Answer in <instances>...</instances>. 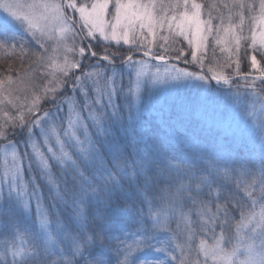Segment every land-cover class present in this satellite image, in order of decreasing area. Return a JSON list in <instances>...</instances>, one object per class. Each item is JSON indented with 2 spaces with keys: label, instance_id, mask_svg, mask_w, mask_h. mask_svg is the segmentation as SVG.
<instances>
[{
  "label": "snow or ice",
  "instance_id": "1",
  "mask_svg": "<svg viewBox=\"0 0 264 264\" xmlns=\"http://www.w3.org/2000/svg\"><path fill=\"white\" fill-rule=\"evenodd\" d=\"M0 53V264H264V0H0Z\"/></svg>",
  "mask_w": 264,
  "mask_h": 264
},
{
  "label": "rangeland",
  "instance_id": "2",
  "mask_svg": "<svg viewBox=\"0 0 264 264\" xmlns=\"http://www.w3.org/2000/svg\"><path fill=\"white\" fill-rule=\"evenodd\" d=\"M85 2H90V0H85ZM205 12H206V11H205ZM150 39H151V38H150ZM181 39H182V38H181ZM160 43H163V41H161V40H159V38H157L156 45H155V47H154V50L157 51V52L160 51V48H159V44H160ZM116 47H117V46H116L114 43H113L112 46H111V48L114 49V50L116 49ZM119 47H120V50H121L122 52H125V54H126L127 46H124V45L121 43V45H120ZM175 47H177V48H181V47H182V48L184 49V51H185V54L188 56L189 61L191 60V50H190V48H189V46L187 45L186 42H184V41L182 40V43L180 44V42H178V43L175 45ZM96 50H97V51H101V45H97ZM247 51H248V50H247V45H245V47L242 48L241 53H240V58H241V68H242V67H246V68H247L246 71H244V73H249V72H251L253 75H256V73L254 72V70H251L250 60L248 59ZM170 54H171V55H177L178 53H170ZM199 54H200V53H198V55H199ZM215 56L217 57L218 60H220L221 62H223L224 57H223V55L220 53V50H219L218 47L215 48ZM212 57H213V45H210V44H209V47H208V49H207V55H206V66H207V63H208V62H211V61H212ZM9 58H10V57L7 56L6 59H9ZM257 59H258V60H261V63L264 64V60H262L259 56H257ZM180 63L183 64V62H180ZM3 65H5V63H2V61H0V66H3ZM187 67H189V68H193L194 71L199 70V68H198L196 65H193V64H189V65H187ZM233 67H234V65H233ZM189 70H192V69H189ZM224 71H225L226 73H228V74H231V73H232V69H231V68H225ZM241 71L243 72V69H241ZM241 83H242V82H241ZM257 83H259V82H257Z\"/></svg>",
  "mask_w": 264,
  "mask_h": 264
},
{
  "label": "trees",
  "instance_id": "3",
  "mask_svg": "<svg viewBox=\"0 0 264 264\" xmlns=\"http://www.w3.org/2000/svg\"><path fill=\"white\" fill-rule=\"evenodd\" d=\"M198 2L202 3V5L205 6V11L207 12L209 10V7L213 3L217 2V0H198ZM257 4H258V0H257ZM179 42L181 44L182 39ZM210 45L212 44L210 43ZM110 50H114V49L111 48ZM6 58L7 56H4L2 53H0V61H2V63H5V65L0 66V74L6 75L7 74L6 69L8 68L9 65H11V67L13 68V72H12L13 76H15L16 70H19L21 73H23L24 67L21 65V61L19 60L18 57L11 56L9 59H6ZM24 65H27V60L24 61ZM241 69H243V72H244L246 71L247 68L242 67Z\"/></svg>",
  "mask_w": 264,
  "mask_h": 264
}]
</instances>
